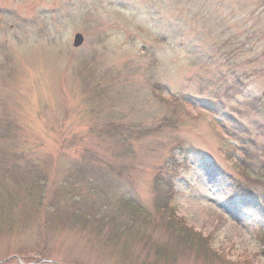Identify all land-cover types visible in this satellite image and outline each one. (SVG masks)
Returning <instances> with one entry per match:
<instances>
[{
	"label": "rangeland",
	"instance_id": "374dc122",
	"mask_svg": "<svg viewBox=\"0 0 264 264\" xmlns=\"http://www.w3.org/2000/svg\"><path fill=\"white\" fill-rule=\"evenodd\" d=\"M262 195L264 0H0V264H264Z\"/></svg>",
	"mask_w": 264,
	"mask_h": 264
},
{
	"label": "trees",
	"instance_id": "16d2710c",
	"mask_svg": "<svg viewBox=\"0 0 264 264\" xmlns=\"http://www.w3.org/2000/svg\"><path fill=\"white\" fill-rule=\"evenodd\" d=\"M203 103L207 108L211 107V103L209 102V100H204ZM213 113L219 117V119H220L219 121H222L224 118H226L225 116H227V115L224 116L223 113H218V112H216V113L213 112ZM229 120H230V118H229ZM229 120L226 119L223 127L228 129L229 132L232 134L231 137L234 138V137H236V135L232 131V128L229 126L230 125ZM235 139L239 140L237 137ZM196 152L197 151H194L191 149V150H187L186 152L182 153L184 156V158L182 159V162H186L188 160V157L196 154ZM258 198L260 200L264 201V195H262ZM124 202L126 203L127 207H130V206L133 207V205H134V202L131 200L130 201L124 200ZM136 212H139V214L142 215V214H144L145 211L143 210V208L136 207ZM181 220H183V219H181ZM168 221L179 222L180 220L178 221V219H176V216L173 214V212H170L168 215ZM131 223H129V224H131ZM121 224H118V225L115 224V226H120ZM172 235H173V237H175L176 241L177 240L179 241L178 243L180 245H185V247H187V249L189 251H191L192 253H195L196 256L198 255V257L200 256L204 259H210L211 257H213V251L210 250L211 248H210L209 244L207 243V240L204 239V237L200 236L199 234L195 233L191 228H188L184 224L180 223V225H177V227H174V231H173ZM261 251H262V253H264V248H262ZM161 252H165V250L163 249V250H161Z\"/></svg>",
	"mask_w": 264,
	"mask_h": 264
},
{
	"label": "water",
	"instance_id": "95a60500",
	"mask_svg": "<svg viewBox=\"0 0 264 264\" xmlns=\"http://www.w3.org/2000/svg\"><path fill=\"white\" fill-rule=\"evenodd\" d=\"M83 41H84L83 35L81 33H77L74 36L73 45L75 47H79V46H81L83 44Z\"/></svg>",
	"mask_w": 264,
	"mask_h": 264
}]
</instances>
